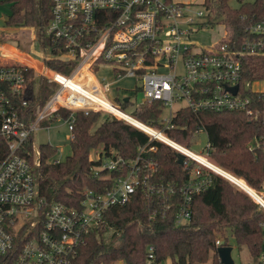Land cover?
I'll use <instances>...</instances> for the list:
<instances>
[{
  "label": "built area",
  "instance_id": "obj_1",
  "mask_svg": "<svg viewBox=\"0 0 264 264\" xmlns=\"http://www.w3.org/2000/svg\"><path fill=\"white\" fill-rule=\"evenodd\" d=\"M205 12L201 4L195 15H191L184 3L175 0H51L50 17L44 30L47 54L36 62L30 58V61L0 63V256L4 261L70 264L85 236L106 225L105 209L126 203L137 191L149 195L161 187L167 193L163 198L166 206H175L174 224L187 222L193 196L209 186V170H213L210 167L214 164L207 157L208 143L205 157L179 143L175 147V141L166 136L164 129L171 126V118L180 108L187 107L194 112L241 111L261 129L249 139L247 149L254 150L264 144V89L253 87L254 82L264 78L240 83L241 58L247 54L264 55V14L246 28L238 46L223 41L225 30L221 24L224 38L204 46L190 36L192 24L201 28L209 25L204 20ZM51 58L75 59L76 64L66 75L45 64ZM105 66L112 74L111 80L99 74ZM27 68L58 84L35 118L29 121L23 119L14 102V97L25 92ZM124 77L136 81L135 88L143 94L134 106L158 100L162 111L166 106L169 108L168 117L163 119L160 115L161 128L139 126L122 116L121 111H125L112 98L108 99L112 84ZM234 85L237 88L233 91ZM25 104L23 101L22 105ZM173 104L180 105L173 110ZM59 108L68 111V117L63 120L69 138L73 136L77 110L87 113L100 109L125 119L151 138L184 154L183 166L193 163L189 177L178 184L158 185L153 182L154 163L142 157L144 150L139 147L133 159L102 157L100 164L93 166L95 174L102 170L116 171L107 188L84 190L76 204L48 202L38 194L36 160L33 149L25 148V143L41 120L54 115L61 118ZM149 149L154 150V146ZM213 171L232 181L221 172ZM246 192L264 209V187H249ZM169 196L174 200L170 202ZM259 225L261 241L257 255L251 257L247 252V258L239 264H264V219ZM108 230L113 228L109 226ZM223 239L217 237L214 241L216 261L212 259L213 264H224L216 250L218 246L229 245ZM154 257V247L148 245L147 262L153 264ZM232 261L235 264L233 258ZM157 264L173 262L167 258Z\"/></svg>",
  "mask_w": 264,
  "mask_h": 264
},
{
  "label": "trees",
  "instance_id": "obj_2",
  "mask_svg": "<svg viewBox=\"0 0 264 264\" xmlns=\"http://www.w3.org/2000/svg\"><path fill=\"white\" fill-rule=\"evenodd\" d=\"M237 1V7H232L229 0H203L201 3L206 10L205 23L210 26L221 24L225 30L223 41L234 46L239 45L246 28L264 14V0ZM2 2L10 4L5 25L36 27L37 38L44 47L47 43L44 30L50 17L51 0H0ZM45 64L69 75L76 60L51 58L45 60ZM241 67L240 83L263 79L264 55H244ZM24 75L25 92L14 97V102L23 119L29 121L35 118L55 90L51 82L35 74L32 68L24 70ZM113 90L118 93V86ZM129 93L116 94L112 100L126 113V108L131 105L128 114L134 119L161 128L162 103L152 100L136 107L135 98ZM23 101H26L24 106ZM57 112L62 119L68 117V111L63 108ZM54 116L44 119V125L48 126ZM170 123L171 126L164 129L166 136L185 147L192 135L203 128L210 146L207 155L210 162L253 189L264 187V144L254 150L247 149L249 139L261 129L246 114L236 110L194 112L184 107L175 112ZM72 133L69 138L70 153L63 160L54 162L55 145L50 142L38 145L34 173L38 194L48 202L76 204L84 190L107 188L116 171L102 170L95 174L93 166L100 164L102 157L133 159L139 147L144 150L142 157L153 161V182L158 185L185 181L193 166V163L189 167L178 163L176 150L167 143L151 138L125 119L100 109H91L87 113L77 110ZM32 142L33 134H30L25 148L31 151ZM150 146H154V150H150ZM209 174V186L193 196L187 222L174 224L175 206H166L163 198L167 193L161 187L149 195L137 191L126 203L105 209L106 225L85 236L70 264H116L118 261L122 264H149L146 259L148 245L154 247L153 264L167 258L173 264L203 262L210 256L216 261L214 241L217 237L223 238L227 230L239 246H244L249 255L255 257L260 247L259 224L264 219V209L245 190L223 175L213 170H209ZM168 199L170 202L174 200L170 196ZM109 226L113 230H108ZM222 242L227 244L228 239L225 237ZM10 263L0 256V264Z\"/></svg>",
  "mask_w": 264,
  "mask_h": 264
},
{
  "label": "rangeland",
  "instance_id": "obj_3",
  "mask_svg": "<svg viewBox=\"0 0 264 264\" xmlns=\"http://www.w3.org/2000/svg\"><path fill=\"white\" fill-rule=\"evenodd\" d=\"M188 4V9L191 15H195V11L201 7L202 0H175ZM244 1H253V0H244ZM229 4L232 7H237L239 5L237 0H229ZM8 2L0 3V63L3 61H15L23 62L26 60L14 58V55H19V57L26 56L28 59H32L36 62V60H40L43 55L47 54L39 43L37 38V30L36 27L33 26H20L13 27L5 25L4 15L10 12ZM7 16V15H6ZM200 17L196 16V19ZM199 21V20H197ZM192 34L191 39L204 46H208L210 43L221 40L223 37V29L219 24L208 25L207 27H200L197 24H192ZM25 58V57H24ZM30 59V60H31ZM109 73V69L105 66L100 69L101 75L106 77V74ZM98 77V72L96 74ZM116 85L112 84L111 93L108 92V99L114 97L116 94H125L129 93L130 96L134 97L136 101H141L143 94L138 89L135 88L136 81L132 80L131 77H124L119 80H116ZM118 86V93L113 89H116ZM51 87L56 90L58 88V84L55 82H51ZM253 87L258 89H264V81H256L253 83ZM122 88V89H121ZM110 93V94H109ZM112 100V99H110ZM116 102L115 100H112ZM117 103V102H116ZM180 104H173V110ZM131 105L126 108V111L129 113L131 111ZM126 113V112H125ZM127 113V114H128ZM129 115V114H128ZM169 115V108L166 106L161 114V118H166ZM43 142H50L55 145L57 148V152L55 154V159L63 160L65 156L70 153L69 147V131L67 129L66 123L61 118H54L49 122L48 126L44 125V121L41 120L37 129L33 131V154L35 160L38 155V145ZM208 143V138L205 130L203 128H199L190 138L189 144L186 146L188 149L193 151L196 154L201 156H205L206 152V144ZM254 143V141L252 142ZM100 150V148H98ZM91 156L95 157L93 154ZM230 181V180H229ZM239 188V187H238ZM223 237H227L228 244L231 245L232 251L231 255L235 262V264H239L242 260L247 258V251L244 246H239L233 239L231 232L227 230ZM193 264H213L211 256L208 258L206 262H194Z\"/></svg>",
  "mask_w": 264,
  "mask_h": 264
},
{
  "label": "water",
  "instance_id": "obj_4",
  "mask_svg": "<svg viewBox=\"0 0 264 264\" xmlns=\"http://www.w3.org/2000/svg\"><path fill=\"white\" fill-rule=\"evenodd\" d=\"M7 19V16L6 14L4 15V20ZM237 88V85H234L232 87V90L234 91L235 89ZM124 100H127V97H124ZM175 155H176V161L180 164L183 163V160L185 158L184 154H182L181 152L179 151H175ZM233 181V180H232ZM236 184V182H233ZM238 185V184H236ZM239 186V185H238ZM241 189L247 191L246 188H243L241 186H239ZM217 254L220 258V260L224 263V264H233V261H232V258L230 256V250H231V246L229 245H221V246H218L217 247Z\"/></svg>",
  "mask_w": 264,
  "mask_h": 264
},
{
  "label": "bare ground",
  "instance_id": "obj_5",
  "mask_svg": "<svg viewBox=\"0 0 264 264\" xmlns=\"http://www.w3.org/2000/svg\"><path fill=\"white\" fill-rule=\"evenodd\" d=\"M24 57H25V58H24ZM24 57H19V56H16V57H15V56H14V58H18V59H21V58H22L23 60L30 61V59H28L26 56H24ZM109 107H111V106L109 105ZM116 108H117V107H116ZM117 109H118V108H117ZM121 114H122V116H124L125 118H128L129 120L135 122L136 124H139V126L145 128V129H151V128L147 127L145 124H140L139 122L136 121V119H134L133 117H131V116L128 115L127 113L121 111ZM174 143H175V145H176V146L174 145L175 147H179V146H180L178 143H176V142H174ZM210 168L213 169V170H216V171H218V172H221L222 174H224L225 176H227L228 178H230V179H232L234 182H236V184H238L239 186H241V187L246 188V189L249 190V186H248L245 182H243L240 178H238V177L232 175L231 173L225 171L224 169H222V168H220V167H218V166H216V165H213V166H211ZM253 187H254V186H253Z\"/></svg>",
  "mask_w": 264,
  "mask_h": 264
},
{
  "label": "crops",
  "instance_id": "obj_6",
  "mask_svg": "<svg viewBox=\"0 0 264 264\" xmlns=\"http://www.w3.org/2000/svg\"><path fill=\"white\" fill-rule=\"evenodd\" d=\"M203 1V0H202ZM181 3H183V2H181ZM188 4H190V3H184V5L186 6V7H188L187 5ZM19 28V27H18ZM15 57L16 56H19V55H14ZM106 78L108 79V80H111L112 79V74L111 73H108V74H106Z\"/></svg>",
  "mask_w": 264,
  "mask_h": 264
}]
</instances>
